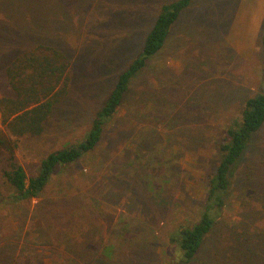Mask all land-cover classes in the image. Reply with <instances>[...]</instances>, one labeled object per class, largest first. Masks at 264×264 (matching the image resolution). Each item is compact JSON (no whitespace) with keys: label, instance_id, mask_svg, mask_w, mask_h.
Instances as JSON below:
<instances>
[{"label":"rangeland","instance_id":"1","mask_svg":"<svg viewBox=\"0 0 264 264\" xmlns=\"http://www.w3.org/2000/svg\"><path fill=\"white\" fill-rule=\"evenodd\" d=\"M172 1L0 6V98L13 96L4 75L12 53L42 43L70 62L67 94L40 137L0 129V264H185L170 233L197 221L224 129L246 99L264 92V0H192L162 51L132 80L94 152L58 167L29 201L10 198L4 178L12 162L35 176L48 154L84 139L160 8ZM230 180L215 234L186 264L264 263V243L254 238L264 234V126ZM242 231L251 240L236 242Z\"/></svg>","mask_w":264,"mask_h":264},{"label":"trees","instance_id":"2","mask_svg":"<svg viewBox=\"0 0 264 264\" xmlns=\"http://www.w3.org/2000/svg\"><path fill=\"white\" fill-rule=\"evenodd\" d=\"M27 1L0 0V6L9 10L31 3H26ZM191 2L192 0H175L160 8L150 31L143 39L140 52L118 74L82 141L48 154L41 161L38 173L29 178L22 166L15 162L11 163L10 169L4 173L5 183L12 190L10 198L16 202L38 198L58 167L75 164L95 151L106 126L124 104L132 80L162 51L172 27ZM4 29L8 30L6 25ZM259 46L264 67V21ZM12 55L5 65L4 75L13 96L0 98L3 131L15 138L24 136L38 138L45 131V123L54 105L67 94L70 62L61 51L42 43L19 53L14 52ZM263 126L264 92H260L246 99L240 115L234 118L222 133L216 165L208 177L206 197L197 221L175 228L170 233L169 242L176 247L179 259L185 264L201 254L207 240H211L215 234L231 191V171L248 151ZM256 235L254 236L256 241L264 243V234ZM235 238L236 242L243 238L251 240L243 231L235 233ZM248 251L252 254L251 249ZM248 262L264 264L252 263L251 259Z\"/></svg>","mask_w":264,"mask_h":264},{"label":"built area","instance_id":"3","mask_svg":"<svg viewBox=\"0 0 264 264\" xmlns=\"http://www.w3.org/2000/svg\"><path fill=\"white\" fill-rule=\"evenodd\" d=\"M3 127V119H2V116H1V113H0V129H2Z\"/></svg>","mask_w":264,"mask_h":264}]
</instances>
